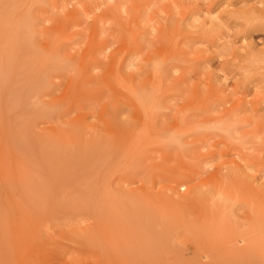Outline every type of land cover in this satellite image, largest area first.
I'll return each mask as SVG.
<instances>
[{"label": "rangeland", "instance_id": "obj_1", "mask_svg": "<svg viewBox=\"0 0 264 264\" xmlns=\"http://www.w3.org/2000/svg\"><path fill=\"white\" fill-rule=\"evenodd\" d=\"M0 264H264V0H0Z\"/></svg>", "mask_w": 264, "mask_h": 264}]
</instances>
